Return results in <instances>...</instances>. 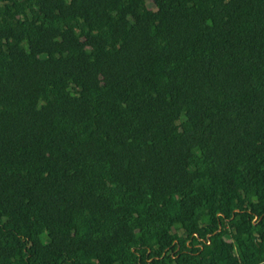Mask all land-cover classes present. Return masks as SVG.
Segmentation results:
<instances>
[{
    "label": "trees",
    "instance_id": "obj_1",
    "mask_svg": "<svg viewBox=\"0 0 264 264\" xmlns=\"http://www.w3.org/2000/svg\"><path fill=\"white\" fill-rule=\"evenodd\" d=\"M0 264H264V0H0Z\"/></svg>",
    "mask_w": 264,
    "mask_h": 264
},
{
    "label": "rangeland",
    "instance_id": "obj_2",
    "mask_svg": "<svg viewBox=\"0 0 264 264\" xmlns=\"http://www.w3.org/2000/svg\"><path fill=\"white\" fill-rule=\"evenodd\" d=\"M149 5H150V3H149Z\"/></svg>",
    "mask_w": 264,
    "mask_h": 264
}]
</instances>
